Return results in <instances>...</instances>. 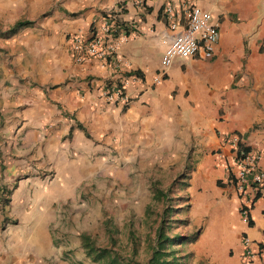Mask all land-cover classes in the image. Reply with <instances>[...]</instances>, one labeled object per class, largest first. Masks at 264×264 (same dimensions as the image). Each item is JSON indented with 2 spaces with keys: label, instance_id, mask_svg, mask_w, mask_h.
<instances>
[{
  "label": "crops",
  "instance_id": "crops-1",
  "mask_svg": "<svg viewBox=\"0 0 264 264\" xmlns=\"http://www.w3.org/2000/svg\"><path fill=\"white\" fill-rule=\"evenodd\" d=\"M192 6L218 26L215 55L176 59L154 85ZM19 22L29 24L9 32ZM105 22L124 38L118 70L72 46L75 37L110 41ZM0 35V264H67L68 222L86 209H73L81 191L134 187L141 203V176L175 157V137L192 136L202 186L213 195H202L213 208L202 252L214 259L208 264H246L243 238L264 237V193L246 226L232 160L254 152L264 168V0H0ZM128 75L145 82L129 90L130 103L101 97Z\"/></svg>",
  "mask_w": 264,
  "mask_h": 264
},
{
  "label": "rangeland",
  "instance_id": "rangeland-1",
  "mask_svg": "<svg viewBox=\"0 0 264 264\" xmlns=\"http://www.w3.org/2000/svg\"><path fill=\"white\" fill-rule=\"evenodd\" d=\"M197 144L194 136L189 142H182L180 137H175L170 151V154L174 152L175 157L168 160V165L144 173L141 176L143 180L138 178L142 181H137L138 184L144 187L140 195L141 203L135 201L137 192L134 187L122 189L115 186L109 189L99 182L101 184L98 188L81 191L73 209H81L83 206L86 209L82 213L78 210L68 222L72 226V233L66 234L70 238H66L67 245H63V262L97 264L89 259L81 244L82 237H85L95 248H112L123 259L122 264H148L156 229L166 206V202L158 200L154 195L157 191L167 193L172 185L173 191L168 193V204L176 211L173 214V221L176 222L172 224L169 236L179 240V236L191 238L198 234L191 243L172 246L167 259L173 264H208L214 261L202 252V233L210 226L212 213L209 209L213 210L212 207L202 206V195L209 198L213 195L202 186V167L198 164L201 157L192 154L198 148ZM187 147L188 152H185ZM188 184L190 187L185 188ZM118 196L120 202L115 200ZM196 197L200 199L198 203L195 202ZM214 199L217 201V197Z\"/></svg>",
  "mask_w": 264,
  "mask_h": 264
},
{
  "label": "built area",
  "instance_id": "built-area-1",
  "mask_svg": "<svg viewBox=\"0 0 264 264\" xmlns=\"http://www.w3.org/2000/svg\"><path fill=\"white\" fill-rule=\"evenodd\" d=\"M172 8H167V16L171 17ZM185 26L176 33L161 57V69L154 74L152 83L160 85L166 75V70L176 59H187L200 55L205 59H212L215 55L220 33L218 26L211 23V14L197 7H189L184 12ZM176 28V24L172 25ZM101 32L111 39L110 41L93 38L83 43L80 37L72 40L75 52H85L89 56L100 61H111L114 69L126 66L115 58L117 48L124 38H115L117 28L108 22L101 27ZM77 62L80 58L76 59ZM144 80L133 75L126 76L119 84H110L105 87L101 97L107 102H119L128 104L131 102L130 89L144 88ZM232 150L237 151L239 142L237 138L230 139ZM241 155V156H240ZM233 155L232 162L235 164L233 175V186L238 199V214L241 221L250 226V211L258 194L264 193V168L261 165V155L254 152H246ZM259 196V197H260ZM243 251L240 255L241 261L246 264H264V237L259 241H253L245 236L242 242Z\"/></svg>",
  "mask_w": 264,
  "mask_h": 264
},
{
  "label": "trees",
  "instance_id": "trees-1",
  "mask_svg": "<svg viewBox=\"0 0 264 264\" xmlns=\"http://www.w3.org/2000/svg\"><path fill=\"white\" fill-rule=\"evenodd\" d=\"M29 23L19 22L15 25V27L9 32H15L17 29L27 25ZM244 151H248L245 149ZM240 155V153H238ZM241 156V155H240ZM188 185H185V188ZM173 185L168 189L167 193L163 191H157L154 196L158 200H162L166 202V206L163 209L160 223L156 229L155 241L152 248L151 258L148 260V264H173L170 262L167 257L171 252H168L172 246H177L179 244L191 243L194 238H196L197 234H195L191 238L180 237L178 239H171L169 236L170 230H172V224L176 221H173V214L176 213L175 209L168 204L170 201L168 197V193L173 191ZM183 188L182 190H184ZM260 195L258 194L257 198ZM252 223H250L251 225ZM112 241V240H110ZM82 245L84 250L86 251V255L92 259L93 262L97 264H122V258L113 251L112 248H95L87 239L82 237ZM156 260V261H155Z\"/></svg>",
  "mask_w": 264,
  "mask_h": 264
}]
</instances>
